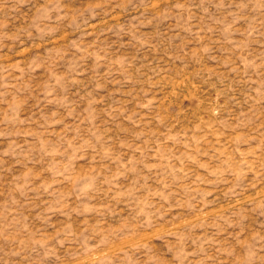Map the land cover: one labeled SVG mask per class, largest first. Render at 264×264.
Returning a JSON list of instances; mask_svg holds the SVG:
<instances>
[{
    "label": "rangeland",
    "instance_id": "1",
    "mask_svg": "<svg viewBox=\"0 0 264 264\" xmlns=\"http://www.w3.org/2000/svg\"><path fill=\"white\" fill-rule=\"evenodd\" d=\"M0 264H264V0H0Z\"/></svg>",
    "mask_w": 264,
    "mask_h": 264
}]
</instances>
